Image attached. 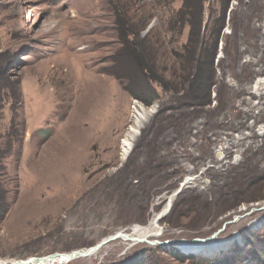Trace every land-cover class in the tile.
I'll return each instance as SVG.
<instances>
[{
	"label": "rangeland",
	"instance_id": "374dc122",
	"mask_svg": "<svg viewBox=\"0 0 264 264\" xmlns=\"http://www.w3.org/2000/svg\"><path fill=\"white\" fill-rule=\"evenodd\" d=\"M191 19L201 25L194 33ZM122 34L151 42L156 79L185 90L154 81L151 106L125 91L111 73ZM2 72L19 86L25 134L8 161L0 264L147 226L188 177L158 238L117 240L63 264H264V94L254 96L264 78V0H0ZM194 74L208 75L205 90L183 85ZM136 103L155 112L123 159ZM13 104L4 101L0 138ZM214 240L229 243L206 253L180 247Z\"/></svg>",
	"mask_w": 264,
	"mask_h": 264
},
{
	"label": "trees",
	"instance_id": "16d2710c",
	"mask_svg": "<svg viewBox=\"0 0 264 264\" xmlns=\"http://www.w3.org/2000/svg\"><path fill=\"white\" fill-rule=\"evenodd\" d=\"M188 25L191 32L194 33L196 29H199L201 25L199 21L195 19L188 20ZM139 34V33H138ZM128 35L131 37L134 35L133 32H129ZM128 36L122 34V49L112 58V63L115 65L113 72H111L117 79H119L121 85L133 98L138 99L145 103L147 106H151L158 97L155 95V91L151 89L150 83L154 81L159 83L165 92L181 93L183 87L179 89L168 88L165 79L157 80L156 71L158 68L156 50L152 46L151 42H147L144 39L140 41H130L127 39ZM217 52V43L214 46L212 55L206 57L204 66L208 69L214 67ZM155 72V73H154ZM5 73L0 74V121L2 119V110L4 108V101L12 99L13 113L14 116L11 121V126L6 135L0 139V230L3 222L5 221L9 213V173H8V161L15 155L14 149L17 145H22L24 140V129L22 124H19L18 113L16 114L20 105V93L17 82L6 81ZM208 75H200L196 78L195 74L193 78L186 79L183 85L189 87L192 83H197L203 89L205 88L206 79ZM205 90V89H203ZM181 91V92H180ZM210 96V92L208 94ZM143 137V136H142ZM131 160V159H130ZM130 160L125 165L123 171L126 172L128 169ZM156 172V171H155ZM130 173V171H129ZM122 174V173H121Z\"/></svg>",
	"mask_w": 264,
	"mask_h": 264
},
{
	"label": "bare ground",
	"instance_id": "6f19581e",
	"mask_svg": "<svg viewBox=\"0 0 264 264\" xmlns=\"http://www.w3.org/2000/svg\"><path fill=\"white\" fill-rule=\"evenodd\" d=\"M256 90H257V92L254 93V96H260V99H261L263 97V94H264V78H260L259 81L256 83ZM154 112H155L154 108L148 110V109H145L143 106H141L138 103L135 104L134 111H133V117H132L133 118L132 125L128 128V132H127L124 140L122 141V147L121 148H122L123 159H125L130 154V152L132 151V149L134 147V143L136 142V140L139 136V132L142 129L144 122L146 121V119L149 116L154 114ZM193 181H194L193 178L188 177L185 180V186L188 184L189 185L192 184ZM166 201H167V205H166L165 209L162 211L163 213H166L169 210V208L171 207L172 203L174 202V196H172V197L169 196V198ZM160 214L161 213L157 214L156 217L147 226H135L130 232H126V231L122 232V238L119 240H122L123 242L131 243V244H139V243L147 242V240H151L152 238H158L161 235L160 234V231H161L160 220L161 219L160 220L158 219ZM228 243H229L228 240H226V241L225 240L224 241L214 240V241H208V242L200 243V244L180 243V247H183V249L195 247L200 252L206 253V252H210L213 250H219L223 247H226L228 245ZM198 247H200V248H198ZM87 251H88V248L83 249L81 251V253L84 254ZM99 251L100 250L97 251L95 249L94 251H90L91 254H89L87 256H83V257L79 256L78 258L90 259V258L94 257L95 255H97L99 253ZM63 256H65V255L59 256L56 259L46 260V261H44V260L34 261L33 260L30 262H25L26 260H22V261H13L9 264H63L66 262L69 263V262L73 261V260H67ZM27 260H29V259H27Z\"/></svg>",
	"mask_w": 264,
	"mask_h": 264
},
{
	"label": "water",
	"instance_id": "95a60500",
	"mask_svg": "<svg viewBox=\"0 0 264 264\" xmlns=\"http://www.w3.org/2000/svg\"><path fill=\"white\" fill-rule=\"evenodd\" d=\"M184 186H185V182L182 184L181 189L178 190L173 196H177L181 192V190H182V188ZM168 211L166 213L161 212V214L158 217V219L159 220L162 219V217H164L168 213ZM122 232H124V231L118 232V233H116L113 236L105 238L103 241H101L97 245L88 248V251L86 253H84V254L81 253V251L83 250V249H81V250H76V251H72V252H69V253H54V254H50V255L44 256V257H33V258L29 259V260H26L25 262H30V261H33V260L34 261H36V260H44V261L52 260V259H56V258H58L59 256H62V255H65L63 257L66 258L67 260H75L79 256H81V257L87 256V255L91 254L90 251H94L95 249L97 251L101 250L102 248H104L108 244H110L111 242H114V241H117V240L121 239L122 238Z\"/></svg>",
	"mask_w": 264,
	"mask_h": 264
}]
</instances>
